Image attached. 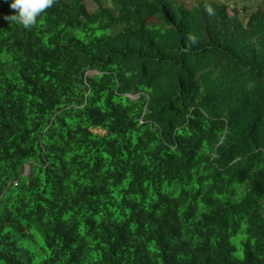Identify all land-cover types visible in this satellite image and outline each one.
<instances>
[{"label": "trees", "instance_id": "1", "mask_svg": "<svg viewBox=\"0 0 264 264\" xmlns=\"http://www.w3.org/2000/svg\"><path fill=\"white\" fill-rule=\"evenodd\" d=\"M91 1L0 0V264H264V0Z\"/></svg>", "mask_w": 264, "mask_h": 264}, {"label": "clouds", "instance_id": "2", "mask_svg": "<svg viewBox=\"0 0 264 264\" xmlns=\"http://www.w3.org/2000/svg\"><path fill=\"white\" fill-rule=\"evenodd\" d=\"M55 3L56 0H13L10 4V8L15 10L17 14L5 16L4 19L9 22L20 24L25 28H29L36 24L38 16H40L48 8L52 7ZM208 11L211 14V8H208ZM190 39H192V37H190ZM90 72L97 73L96 71ZM128 96H134V98L137 97V95ZM27 171L28 169H25V173Z\"/></svg>", "mask_w": 264, "mask_h": 264}, {"label": "rangeland", "instance_id": "3", "mask_svg": "<svg viewBox=\"0 0 264 264\" xmlns=\"http://www.w3.org/2000/svg\"><path fill=\"white\" fill-rule=\"evenodd\" d=\"M85 3L87 4V7L89 8V10L92 12L95 8H96V5L92 3L91 0H84ZM105 2V4H107V6L111 7L112 8V5L114 7V0H103ZM185 2H188V3H192V4H197L201 1H207V2H219V3H227V4H230L231 7L230 9H232V4L233 2H230L229 0H183ZM235 6V5H234ZM237 7H238V10L240 11V15H241V18L243 21L246 22V18L251 14L253 13L254 11H256L258 8H263L264 9V2L262 1H249V2H246V3H239L237 4ZM244 7H246L247 11L244 10ZM96 74L95 72H89L88 75H94ZM131 98H134V96H130ZM95 132L97 133H101L103 134L104 131H101L100 129H95ZM28 173V171H27Z\"/></svg>", "mask_w": 264, "mask_h": 264}]
</instances>
